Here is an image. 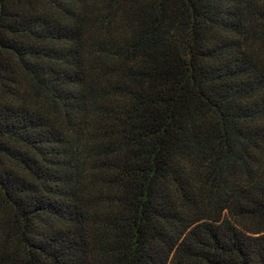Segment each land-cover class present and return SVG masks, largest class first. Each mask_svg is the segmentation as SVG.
Returning <instances> with one entry per match:
<instances>
[{
	"label": "trees",
	"instance_id": "trees-1",
	"mask_svg": "<svg viewBox=\"0 0 264 264\" xmlns=\"http://www.w3.org/2000/svg\"><path fill=\"white\" fill-rule=\"evenodd\" d=\"M0 264H264V0H0Z\"/></svg>",
	"mask_w": 264,
	"mask_h": 264
}]
</instances>
